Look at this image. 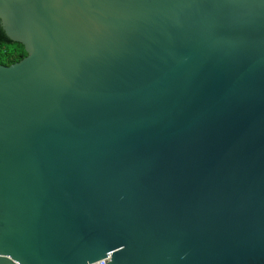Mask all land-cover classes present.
Segmentation results:
<instances>
[{
    "label": "water",
    "instance_id": "95a60500",
    "mask_svg": "<svg viewBox=\"0 0 264 264\" xmlns=\"http://www.w3.org/2000/svg\"><path fill=\"white\" fill-rule=\"evenodd\" d=\"M0 21V264H264V0Z\"/></svg>",
    "mask_w": 264,
    "mask_h": 264
},
{
    "label": "trees",
    "instance_id": "16d2710c",
    "mask_svg": "<svg viewBox=\"0 0 264 264\" xmlns=\"http://www.w3.org/2000/svg\"><path fill=\"white\" fill-rule=\"evenodd\" d=\"M27 55L24 44L12 40L5 32L0 21V63L10 65Z\"/></svg>",
    "mask_w": 264,
    "mask_h": 264
},
{
    "label": "built area",
    "instance_id": "2783aa9c",
    "mask_svg": "<svg viewBox=\"0 0 264 264\" xmlns=\"http://www.w3.org/2000/svg\"><path fill=\"white\" fill-rule=\"evenodd\" d=\"M109 259H110V255H108L106 258H103V259L99 260L95 264H104Z\"/></svg>",
    "mask_w": 264,
    "mask_h": 264
}]
</instances>
